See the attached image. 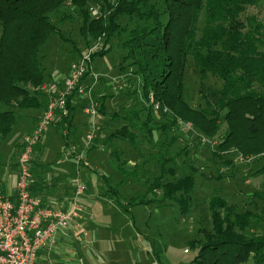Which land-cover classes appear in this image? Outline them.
Here are the masks:
<instances>
[{
    "label": "trees",
    "instance_id": "trees-1",
    "mask_svg": "<svg viewBox=\"0 0 264 264\" xmlns=\"http://www.w3.org/2000/svg\"><path fill=\"white\" fill-rule=\"evenodd\" d=\"M94 1L0 0V140L11 133L18 112L47 107L48 98L39 91L46 76L42 49L52 34L64 43L70 42L51 20L67 5L77 9L81 17L78 31L86 46L90 41L103 39L102 46L90 53L88 64L106 55L108 42L117 38L125 52L123 60L130 61L129 66L121 69L135 68L131 75L141 85L143 97L150 96L159 105L160 110L156 112L162 114L163 108L167 110L162 115L170 118V123L164 122L159 127L144 123L148 135L154 130L163 133L181 124L190 125L197 137L216 142L212 154L221 163L228 164L224 160L226 155L236 153L244 161L260 163L255 174L264 177V23L255 16L240 18L247 7L255 6L260 0H98L103 9L99 17L91 19L87 5ZM140 7L144 12H140ZM62 15L61 20L69 19ZM133 17L145 24L151 21L152 25L130 30L120 28L121 18ZM162 17H166L164 23ZM125 35L127 38L122 39ZM189 58L200 80L211 75L221 82L220 88L213 92L214 104L206 109H194L184 100V68ZM87 74L88 69L82 82ZM28 86L34 90L30 91ZM73 97L79 100V95L74 93L65 99L67 118L56 115L64 150L72 143L69 127L75 111L71 105ZM106 99L102 96V101L97 100L100 112L106 107ZM112 115V118L124 116L121 111ZM150 118L148 115L149 121ZM220 124L227 129L222 136L219 135ZM107 139L128 141L135 146L136 135L127 121ZM22 147L23 144L19 155ZM92 149L94 146L88 150ZM34 152L35 148L33 155ZM113 155L115 167L125 179L141 182L134 169L127 171L119 164L115 152ZM155 156L159 175L152 179L142 196L131 198L129 205L176 204L184 214L191 201L195 171L188 168V174L163 181L167 173L174 174L166 167L171 160L161 153ZM221 177L219 174L217 179ZM158 190L161 194L156 197ZM148 194H153V200H144ZM253 196L261 203L256 212H237L235 206L216 195L209 199L211 229L201 230V239L190 243L195 251L191 264H241L249 259L260 264L264 261V234L257 232L264 222V182L262 190L254 192Z\"/></svg>",
    "mask_w": 264,
    "mask_h": 264
},
{
    "label": "rangeland",
    "instance_id": "rangeland-1",
    "mask_svg": "<svg viewBox=\"0 0 264 264\" xmlns=\"http://www.w3.org/2000/svg\"><path fill=\"white\" fill-rule=\"evenodd\" d=\"M87 9L91 19L97 18L100 16L99 12L103 9L102 2L95 0L87 5ZM144 10L140 7V12H144ZM62 14L69 16V19L66 21L61 20ZM250 16H255L264 23V0H260L255 6L247 7L240 18L244 19ZM80 19L77 9L67 5L62 6L51 17V20L57 24L64 36L70 39V42L64 43L55 34H52L42 49L44 56L42 67L47 74L40 91L48 98V101L49 97L55 96L63 90L64 83L70 73L71 64L76 60L79 61L82 55H89L95 48L101 47L103 44V39H100L99 41H90L89 46L85 45V41L78 31L81 25ZM139 21L141 20L137 17L121 18L120 28L130 30L136 26L152 25L151 21L148 24ZM161 21L164 23L166 17H162ZM202 22L203 16L198 21L200 27ZM124 38H127V36L122 37V39ZM106 49L109 50L106 55L96 57L90 64H87L88 74L82 82L83 86L88 87L94 79L97 81L90 94L91 102L94 106L96 104L95 119L87 112L89 109L87 95H80L78 113L83 114L81 112L83 110L89 118L86 132L80 129L77 130V137L80 138L79 142L75 141L76 135L73 136V142L67 150H63L64 152H62V148L65 145L60 135L53 142H50V147L52 146L50 149L47 146L48 142H45L42 148L44 154H42V157H49L50 159L51 156L56 157L58 153H61V157H65V160L75 164V167L73 166L74 168L69 169L67 172H76L77 170L84 172L88 169L95 170L97 173H110L113 170H118L111 166L109 159L102 158L105 157L104 154L115 152L119 164H123L127 171L134 169L138 180H141V183L144 184L143 189L142 185L138 186L131 179L124 181L122 186L118 188L119 200L127 203L133 195L135 197L142 196L152 179L159 175L157 157L155 156L157 153L163 154L166 159L170 158L171 161L167 163L166 167L174 172V174L167 173L163 181H172L188 174L190 172L188 168L194 170L192 197L184 214L180 212L176 204L171 206L153 204L139 206L136 210L132 209L136 220H140L141 223L145 221L143 228L140 227L144 234V239H142L144 241V251H142V240L139 242L140 250H138L137 244L132 239L128 240L127 238L121 239L122 242L113 245V249L117 253L121 254V251H124L122 252L124 255L122 261L124 262L120 261V264H191L195 251L190 248V243L201 239V230L211 229V212L208 202L212 196L221 197L228 205L235 206L237 212L245 210L259 211L261 203L253 196V193L262 190L263 187L264 177L255 174L261 164L253 163L250 160L244 161L236 153L226 155L224 160L228 161V164L221 163L219 159L213 156V148L199 142V137L192 132L190 125L181 124L178 125V128L173 127L170 130L168 128L163 133L154 130L152 135H148L144 131V128H146L144 123L150 122L149 126L159 127L164 122L170 123L171 119L166 115H162V111V114H160L156 112L157 110L152 109L150 105L152 98L150 96L148 99L143 97V91L140 89L141 85L131 75L135 68L132 67L126 71L121 69L124 66H129L130 61L123 60L125 52L120 47V41L117 38L111 39ZM187 61L188 63L184 68V100L194 109H206L208 105L212 106L214 104L216 99L212 97L213 92L220 88L221 82L211 75H207L203 81L200 80L197 72L191 67L192 60L189 58ZM53 74L56 76L55 78L60 75L64 76V74L68 75L62 83L58 82V79L56 81L55 78L52 79ZM50 86H55V88L48 92ZM28 88L30 91L34 90L30 86ZM103 95L107 98L104 101L106 107H103V112H100L97 100L100 102ZM115 111L123 112L124 116L112 118V113ZM148 115L151 117V121L148 120ZM127 121L130 130L136 135L135 146L130 145L128 141L118 139L109 141L107 138L110 133L127 124ZM64 125L67 127L66 123ZM226 130V126L220 124L219 135L222 136ZM87 136L92 139L88 141ZM171 140L172 142H170ZM75 142L77 144L83 143V145L79 148ZM84 144L86 145L84 146ZM95 145L104 154L98 151L97 154L91 155V151L94 152L96 148L88 149ZM72 147L75 153H72ZM76 153L82 155L79 165L76 163ZM87 155L89 156L85 161ZM92 158L96 161L94 162ZM113 163L115 164V162ZM54 164L55 162H52L50 166H54ZM54 167L56 168V166ZM219 174L222 177L217 179ZM120 175L122 177L121 173ZM155 194L156 197H159L161 192L158 190ZM141 199L142 197L137 200ZM144 200H153V194H148ZM257 230V232L264 234V222L260 224ZM124 248L125 250H123ZM184 249H189L188 253L184 254ZM241 264L255 263L249 259ZM260 264H264V261Z\"/></svg>",
    "mask_w": 264,
    "mask_h": 264
},
{
    "label": "crops",
    "instance_id": "crops-1",
    "mask_svg": "<svg viewBox=\"0 0 264 264\" xmlns=\"http://www.w3.org/2000/svg\"><path fill=\"white\" fill-rule=\"evenodd\" d=\"M67 75L55 78L56 76L53 74L52 79L55 78V81L58 79V82L63 83ZM40 89L41 87L39 91ZM79 102L78 98H72L71 105L75 107V111L71 116L69 127L71 142L75 135V141L79 142L77 130L86 132L87 123H89V118L83 110H81L83 114L78 113L79 106L77 104ZM44 110L43 106L40 109L18 112L11 133L5 139L0 140V176L3 191L8 195L14 194L22 140L35 128L38 118ZM58 128L59 120L56 116L40 139V143L35 147L30 166L31 178L28 181V191L31 195L40 198L42 206L45 208L67 210L74 202L80 210V217L65 227L56 236L53 244L38 252L36 264H120L124 258L122 254L124 251H121V254L117 253L113 249V245L119 244L122 242L121 239L127 238L128 240L132 239L140 250L139 242L144 239L143 230L140 227L143 228L145 221L141 223L140 220H136L132 213V209L136 210L140 205L131 206L129 202L119 200L118 188L126 180L123 176L121 177L119 171L97 173L95 170L87 169L84 172L82 170L67 172L74 168L75 164L65 160V157H61V153H58L56 157L51 156L50 159L42 157L43 144L48 142L49 149L52 147H50V142L60 135ZM76 142L75 144H77ZM77 145H80V148L83 143ZM94 148L96 149L94 152L91 151V155L97 154L99 151L96 145ZM63 150L64 147L62 152H64ZM99 152L104 154L101 150ZM104 155L105 157L102 159H109L111 166L116 169L111 157L114 156L113 152ZM88 156H85V161ZM92 160L96 161L93 158ZM52 162H55L56 168L50 166ZM61 165L64 166L61 167ZM76 182L84 188L81 195H75ZM135 184L142 185L144 189L143 183L135 182ZM131 198H135V196L133 195ZM141 243L142 251H144V241L142 240ZM131 253L134 255L133 252Z\"/></svg>",
    "mask_w": 264,
    "mask_h": 264
},
{
    "label": "built area",
    "instance_id": "built-area-1",
    "mask_svg": "<svg viewBox=\"0 0 264 264\" xmlns=\"http://www.w3.org/2000/svg\"><path fill=\"white\" fill-rule=\"evenodd\" d=\"M89 55H84L71 65L63 90L49 97L47 107L38 118L35 128L23 138L12 196L4 193L0 176V264H36L38 252L53 244L56 236L80 217V210L74 202L67 210L43 207L40 198L31 195L28 191V181L31 178L30 161L33 150L44 132L53 123L56 115L62 119L67 118L68 110L65 99L68 96L73 93L79 96L86 94L89 99L87 112L93 119L96 117V104L94 106L91 102L90 94L97 81L94 79L88 87L82 84V78L88 69ZM54 88L55 86H50L48 92ZM150 104L154 110H160L159 105L155 104L152 99ZM161 111L167 113L165 108ZM91 139L87 136L88 141ZM198 140L201 144H207L211 148L216 144L215 141L204 137H199ZM71 151L75 153L73 147ZM75 158L76 163L79 164L82 155L76 153ZM83 191V186L76 182L75 195H81ZM183 253H188V250L184 249Z\"/></svg>",
    "mask_w": 264,
    "mask_h": 264
}]
</instances>
